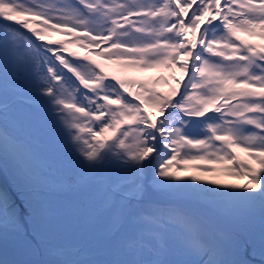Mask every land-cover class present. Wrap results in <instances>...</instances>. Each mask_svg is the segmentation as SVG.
Segmentation results:
<instances>
[{
	"label": "snow or ice",
	"instance_id": "1",
	"mask_svg": "<svg viewBox=\"0 0 264 264\" xmlns=\"http://www.w3.org/2000/svg\"><path fill=\"white\" fill-rule=\"evenodd\" d=\"M0 264H264V0H0Z\"/></svg>",
	"mask_w": 264,
	"mask_h": 264
},
{
	"label": "rangeland",
	"instance_id": "2",
	"mask_svg": "<svg viewBox=\"0 0 264 264\" xmlns=\"http://www.w3.org/2000/svg\"><path fill=\"white\" fill-rule=\"evenodd\" d=\"M51 38H52L53 40H59V39H62L63 37L53 35ZM110 71H115V69H110ZM157 74H158L157 72H153V73H150L149 75H153V76H155V75H157ZM162 74L165 75V76H168V75H169V73L166 72V71L163 72ZM176 75L179 76V75H181V74H180L179 72H177ZM163 91H167V86H165V88L163 89ZM191 174H192V173H182V175H185V176H188V175H191ZM225 182H226V183H237V182H239V183H243L244 181H235V180H231V179H226Z\"/></svg>",
	"mask_w": 264,
	"mask_h": 264
}]
</instances>
